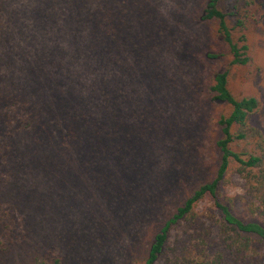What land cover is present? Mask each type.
<instances>
[{
  "label": "rangeland",
  "instance_id": "rangeland-1",
  "mask_svg": "<svg viewBox=\"0 0 264 264\" xmlns=\"http://www.w3.org/2000/svg\"><path fill=\"white\" fill-rule=\"evenodd\" d=\"M256 3L255 64L229 66L201 19L204 0H5L0 264L45 254L135 264L150 249L218 163L220 111L204 95L216 71L228 70L236 98L261 101L264 131V0ZM186 231L175 230L172 248L200 243ZM176 253L157 264H176Z\"/></svg>",
  "mask_w": 264,
  "mask_h": 264
},
{
  "label": "trees",
  "instance_id": "trees-1",
  "mask_svg": "<svg viewBox=\"0 0 264 264\" xmlns=\"http://www.w3.org/2000/svg\"><path fill=\"white\" fill-rule=\"evenodd\" d=\"M4 2L0 0L1 7ZM256 4V0H204L201 19L215 28V40L226 49L223 57L229 66L255 64L253 39L258 31L257 24L255 33L251 25ZM112 33L110 29L107 35ZM204 95L220 111L212 141L218 163L165 219L150 249L141 257L137 254L135 264H157L176 251V264H264V131L255 121L262 103L256 97L236 98L229 89L228 70L213 74ZM103 151L98 146L93 153ZM181 227L200 243L172 248L173 234ZM1 246L0 252H6ZM31 264L65 263L45 254Z\"/></svg>",
  "mask_w": 264,
  "mask_h": 264
}]
</instances>
